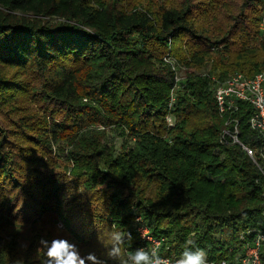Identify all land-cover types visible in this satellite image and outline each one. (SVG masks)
I'll list each match as a JSON object with an SVG mask.
<instances>
[{
	"label": "trees",
	"instance_id": "1",
	"mask_svg": "<svg viewBox=\"0 0 264 264\" xmlns=\"http://www.w3.org/2000/svg\"><path fill=\"white\" fill-rule=\"evenodd\" d=\"M190 13L170 8L155 18L145 10H120L114 0H0V64L40 73L42 93L65 108L70 122L52 126L48 145L71 146L68 156L87 176V188L109 191L107 216L100 220L105 227L92 234L95 244L71 235L84 253H101L97 234L103 230V237L112 230L131 232L126 251L150 248L136 232L142 224L163 240L162 257H179L191 239L208 252V260L233 261L254 239L253 231L264 232V138L250 128L254 107L240 101L236 111L221 116L209 77L177 83V70L153 51L155 44L169 47L182 34L197 36ZM258 49L264 52V34ZM254 66V73L236 71L248 77L264 72ZM232 75L225 72L220 79ZM236 124L254 159L238 144L221 142ZM106 128L124 139L120 151L113 139L107 141ZM12 164L0 123L3 180L13 181ZM143 178L159 182L157 199L146 196ZM60 193L55 183L49 196L60 199ZM18 234L0 235V264H28L13 253Z\"/></svg>",
	"mask_w": 264,
	"mask_h": 264
},
{
	"label": "rangeland",
	"instance_id": "2",
	"mask_svg": "<svg viewBox=\"0 0 264 264\" xmlns=\"http://www.w3.org/2000/svg\"><path fill=\"white\" fill-rule=\"evenodd\" d=\"M89 1L98 4L109 0ZM114 1L120 10H145L155 18L166 9L190 8L189 21L197 36L185 33L169 47L157 43L153 48L159 62L173 63L182 81L193 75L221 81L225 72L254 73V64L261 65L259 68L264 71V52L258 49L264 34V0ZM0 78L5 80L0 83V123L5 131V151L13 158L14 174L13 181L0 176V235L7 239L11 232H19L18 252L13 253L28 264H41V237H63L73 242L71 235L76 232L94 245L97 240L92 234L105 227L100 220L107 216L109 191L105 186L87 188V176L68 156L71 146L54 142L48 145L52 126L69 122L65 108L42 93L43 80L38 72L0 64ZM170 120L174 123V117ZM106 133L107 141L113 139L120 151L124 139L118 131L106 128ZM128 143L132 147L134 140L128 139ZM55 183L61 187L60 199L49 196ZM140 186L148 198H158L160 187L156 179L143 178ZM59 212L64 213L71 230L59 218ZM58 224L63 225L64 231H57ZM102 232L97 234L98 237L101 233V253L98 251L96 256L103 264H120V258L107 255L111 244ZM95 250L98 249H92Z\"/></svg>",
	"mask_w": 264,
	"mask_h": 264
},
{
	"label": "built area",
	"instance_id": "3",
	"mask_svg": "<svg viewBox=\"0 0 264 264\" xmlns=\"http://www.w3.org/2000/svg\"><path fill=\"white\" fill-rule=\"evenodd\" d=\"M173 68L175 69L174 65ZM208 77L213 82L212 88L220 115L225 116L230 112L236 111L238 109V102L240 101L251 104L254 107L255 113L249 120L250 128L260 133L264 138V72L259 73L254 77H248L243 73L237 72L224 81L215 80L210 76ZM176 80L177 83L182 82L178 75ZM174 94L173 90L169 103L170 108H173L176 101ZM170 117H168V121H171ZM169 123L171 124V122ZM227 124L229 125L230 123L227 122ZM221 142L226 145L238 144L243 152L254 159V149L239 140V129L237 124L234 126L233 130L226 129L223 132ZM136 220L141 223L142 217L136 216ZM136 232L144 241L150 242L151 247L158 245L160 248L163 244V240L153 238L150 234L149 228L142 224L136 226ZM253 232L255 233L254 239L245 244L244 253L237 256L235 260H208L209 264H264V232L259 229H256ZM248 233H251V231ZM242 238H245L244 234ZM165 258L174 261L179 257L172 256Z\"/></svg>",
	"mask_w": 264,
	"mask_h": 264
},
{
	"label": "clouds",
	"instance_id": "4",
	"mask_svg": "<svg viewBox=\"0 0 264 264\" xmlns=\"http://www.w3.org/2000/svg\"><path fill=\"white\" fill-rule=\"evenodd\" d=\"M57 231H64L62 224L57 225ZM107 235L111 244L107 255L110 258H120L121 264H209L208 252L191 239L186 241L179 258L172 261L160 255L158 245L125 251L123 246L126 241L133 239L131 232L112 230ZM39 245L38 252H43L41 264H103L94 252L82 254L79 246L67 238L54 237L48 240L41 237Z\"/></svg>",
	"mask_w": 264,
	"mask_h": 264
}]
</instances>
